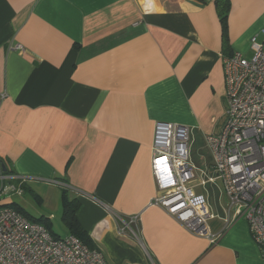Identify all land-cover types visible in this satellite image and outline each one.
I'll use <instances>...</instances> for the list:
<instances>
[{"label":"crops","instance_id":"obj_1","mask_svg":"<svg viewBox=\"0 0 264 264\" xmlns=\"http://www.w3.org/2000/svg\"><path fill=\"white\" fill-rule=\"evenodd\" d=\"M228 1L225 47L216 0H0V206L53 230L67 190L109 264H264L245 220L212 244L151 204L157 122L188 126L191 163L214 176L206 138L226 121L223 60L252 58L264 27V0ZM115 214H140L144 247L118 235Z\"/></svg>","mask_w":264,"mask_h":264},{"label":"built area","instance_id":"obj_2","mask_svg":"<svg viewBox=\"0 0 264 264\" xmlns=\"http://www.w3.org/2000/svg\"><path fill=\"white\" fill-rule=\"evenodd\" d=\"M262 43L252 58L241 53L224 58L227 110L218 135L207 136L213 155L214 176H208L190 160L188 126L157 122L153 137L152 172L157 196L151 203L173 216L190 233L215 244L233 223L245 220L264 257V27ZM256 42V37L252 39ZM205 180L198 181V176ZM7 175L0 166V180ZM220 185L227 199L224 228L214 232L218 218L209 208L206 192L198 187ZM12 187L4 186L3 191ZM16 190L19 194L22 190ZM117 233L144 244L140 214H115ZM0 264H109L99 249H91L78 237H55L45 226L32 222L10 206H0Z\"/></svg>","mask_w":264,"mask_h":264},{"label":"trees","instance_id":"obj_3","mask_svg":"<svg viewBox=\"0 0 264 264\" xmlns=\"http://www.w3.org/2000/svg\"><path fill=\"white\" fill-rule=\"evenodd\" d=\"M216 4H217V9H218V13L220 16V20H221V25H222L223 42L226 47L229 43L228 16H229V11H230V3L228 0H216ZM66 191L67 190H65L64 197H63V213L61 217L64 226L66 227L69 235H74L78 237L84 244L89 246L91 249H98L91 235L86 230H84V228L82 227V225L80 224L78 220L77 213L80 207L78 200L70 199ZM8 206L14 208L15 210L23 214L25 217H27L32 222L45 226L55 237H59L51 229V222L48 218L41 217V218L34 219V218L29 217L28 214L23 213V211L18 209L17 207L13 205H8Z\"/></svg>","mask_w":264,"mask_h":264},{"label":"rangeland","instance_id":"obj_4","mask_svg":"<svg viewBox=\"0 0 264 264\" xmlns=\"http://www.w3.org/2000/svg\"><path fill=\"white\" fill-rule=\"evenodd\" d=\"M206 194H208V192H212L214 194V198H212L213 201V205H215V208L218 214H222L223 212V208L226 205V198L224 196V194L222 193L221 187L220 185H213V186H209L208 188L205 189ZM25 197L26 199L32 201V207L30 211L32 214H34V210L39 209L40 207L36 204V200L35 197L33 195H31L29 192L25 193ZM34 203V204H33ZM52 226H53V232L62 237L67 235V229L64 226L62 219H61V214L58 213V215L56 213H54V217L52 218Z\"/></svg>","mask_w":264,"mask_h":264}]
</instances>
